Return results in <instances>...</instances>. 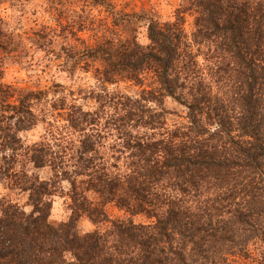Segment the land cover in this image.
<instances>
[{
	"label": "trees",
	"instance_id": "1",
	"mask_svg": "<svg viewBox=\"0 0 264 264\" xmlns=\"http://www.w3.org/2000/svg\"><path fill=\"white\" fill-rule=\"evenodd\" d=\"M92 2L108 8L111 24L100 28L93 44L82 42V50L72 49L66 56L79 58L76 69L97 63L94 75L101 78L105 92V86L126 84L137 89L139 99L129 96V91L89 92L87 97L99 105L90 112L65 98L51 103L53 111L65 112V130L85 134L82 139L78 135L80 146L71 156L77 162L71 172L64 156H57L47 144L23 148L18 136L40 122L33 107L60 85L20 91L14 104L0 106V146L3 152H12L0 157V174L21 177L22 191L37 205L33 213L25 214L20 205L0 197V264H57L60 249L76 257L66 264H232L231 257H249L250 245L264 242V66L255 63L257 57L264 59V13L255 19L249 12L255 0H227L226 9L219 0H181L174 19L161 22L145 12L117 16L105 0ZM255 8L259 12L264 4ZM186 13L194 19L190 35L183 27ZM222 13L226 14L219 17ZM145 19L150 21L146 38L153 42L148 51L138 38V25ZM72 26L76 32L86 27ZM38 34L46 38L34 33ZM117 35L127 39L120 42ZM205 47L211 63L196 68L197 78L192 69L199 65ZM233 50L241 65L237 78L243 76L249 83L231 97L222 96L214 82L236 78L231 71L234 61L229 59ZM69 94L74 96L72 91ZM167 100L181 111L168 109ZM153 102L159 112L145 106ZM233 105L241 109V116L234 115ZM108 108L112 115L105 118ZM169 123L173 127L164 129ZM129 127L149 132L133 135ZM113 132L124 146L115 149L120 154L113 155L111 167L119 168L125 151L132 163L139 162L140 170L130 181L108 179V165L97 164L104 156L95 146ZM56 134L62 139L70 136ZM114 148L109 146V151ZM89 151L97 154L88 157ZM20 152L34 168L49 167L53 176L41 181L27 172H15L12 165ZM162 152L165 157L160 159ZM65 179L72 185L71 193L60 192L59 198L69 196L73 216L58 223L66 226L53 228L46 222L53 199L40 208L33 192L57 197V186ZM85 193L96 199L89 200ZM108 205L124 217L111 219ZM136 217L146 222L137 223ZM82 218L95 226L83 237L77 230Z\"/></svg>",
	"mask_w": 264,
	"mask_h": 264
},
{
	"label": "clouds",
	"instance_id": "2",
	"mask_svg": "<svg viewBox=\"0 0 264 264\" xmlns=\"http://www.w3.org/2000/svg\"><path fill=\"white\" fill-rule=\"evenodd\" d=\"M220 7L222 9L227 8V0H219ZM255 4H264V0H255ZM255 4L252 8L249 9L250 13L255 15V19H259L260 15L264 13V8H262L259 12L256 11ZM181 6L179 3H173L172 7ZM60 7H64L60 4L52 3L50 0H30V2L17 3L13 8H8L5 5V19L8 18L9 14H13L15 18H18V22L16 19L13 20V24L15 25V31L12 32L11 39V48L13 49L11 55H5L4 59L8 66H15V69L19 71L21 76H26L30 81L39 82V80H50V81H58L61 85L66 86L65 88L59 90H50L48 95L45 97V101L39 107H44L47 111H50L51 103H58L62 98H68V91H75L76 89H83V95L87 96L89 92L99 93L101 95L111 94L114 90H117L119 85H111L105 86V89L101 87V78L98 75H94L93 71H84L82 69L74 68L79 62V58L77 59H69L66 56L65 52L61 51V47L64 46L68 50H72L74 45L72 39L67 36V34H63L62 36L57 35L60 32V28L57 27V18H56V10ZM153 11H159V5H150ZM22 9L23 11H20ZM169 13L171 12V8H169ZM79 13V7H75L72 12V19L76 18V14ZM226 13H222L219 17L224 16ZM85 16L94 15L91 12L84 13ZM151 15V13H149ZM152 20L158 19L157 16H152ZM164 19L171 20V15H166ZM35 22V23H34ZM149 20L145 19L142 24L138 25L140 31V41L139 44L143 46L145 51L150 50V46L152 45V41L147 39L145 36V32L147 30ZM44 25L49 27L45 28ZM249 27H254V21H251ZM31 29V31H30ZM8 31H11L10 29ZM33 31L36 33H42L46 38H41V35H33ZM211 36V34H209ZM112 38V37H108ZM245 38H247L245 36ZM127 39L126 36L115 37V40H119L123 42ZM222 46V45H221ZM255 47V46H253ZM262 49H264V45H262ZM229 59L234 61V67L231 69L233 73H236V78L231 79L228 83H221L220 81H215V87L219 90V95H227L231 97L234 92L240 91L242 85L247 84L249 82H245L243 76L238 77V69L241 67L238 64L237 59L234 58V50L233 52H229ZM199 65L193 66V74L199 78L198 73L196 72V68H204L209 66L211 63V54H209L207 47L204 48V52L200 54L198 57ZM255 63L257 65L264 66V59L255 58ZM47 66V67H46ZM99 67V65H97ZM63 69V70H61ZM22 70V71H21ZM209 71H212L211 67H208ZM227 70V69H226ZM259 70V69H257ZM187 75V72L185 73ZM189 79H192L190 76ZM223 78H221V81ZM258 86V85H257ZM129 96H132L133 99H139V95L134 89L133 91H129L127 93ZM180 94L179 92L177 93ZM184 94L187 95V90H184ZM191 98L189 97V100ZM69 103H75L78 107L82 108L85 112L94 111L99 105L96 103L95 99H82L80 96H76L74 98H68ZM169 104L172 106H176L172 101H169ZM147 108H150L156 112L160 111V108L157 107L156 103H148L145 105ZM234 115L239 117L242 115L241 109L238 106L233 105ZM37 115H40L39 109L37 107H33L32 109ZM118 115H123L122 112H118ZM112 115V109H106V117ZM51 119V117H48ZM147 119V116H145ZM15 123V121H12ZM184 123H188L185 121ZM102 126V122H101ZM173 125L171 123L164 126V129H171ZM219 125L212 127L211 131H217ZM161 129V131H164ZM48 125L46 123L37 122L35 127L31 132L21 133L22 137H25V144L30 145L40 140H45L49 145L53 143V140L48 137ZM98 130V129H97ZM51 131H54L51 130ZM111 131V130H109ZM129 132H133L135 135L137 132L143 134L145 132H149L148 128H141L133 130L130 127L127 129ZM187 131V129H185ZM81 139L85 134L79 133ZM107 136L108 133L105 132ZM190 139V138H189ZM62 143H66V141H62ZM114 145L115 148L113 151H109V146ZM79 141H77L76 147H79ZM124 146L123 140L116 139L115 132L112 133L107 139L103 140L102 145L97 144L95 147L99 150V154L104 156L103 160H97L98 165H108V179L119 178L121 181L128 180L130 181L136 175V173L140 170L139 162L135 164L132 163L128 159L129 153L127 151L124 152L123 158L119 161V168H112L111 164L113 163L112 157L113 155H119L120 153L115 151V149H122ZM11 150L0 153V155L8 156L11 155ZM97 153L95 151H89L87 153L88 157H93ZM165 157V153L162 152L160 154V159ZM74 163V162H73ZM156 161L153 160V164ZM16 172H20V165L17 164L15 168ZM28 177H32L35 173L39 176L41 181L49 180L53 176L51 169L45 166L42 170L33 167V164L29 162L27 164V168L25 169ZM68 171L71 172L72 168L69 167ZM38 183V182H37ZM57 198L55 199L56 207L59 208L63 203L64 205V213L62 216L54 217L47 215V223L51 225L53 228H59L61 225L66 226L65 224H53L52 220L57 221H65L67 222L73 216V208L69 207L72 205V200L69 199L68 195H64L63 201L58 197L60 192L70 194L72 185L69 183L67 179L62 180L58 184ZM9 183L5 180L4 183L0 184V193H3L5 197L11 196L12 193L8 191ZM18 192V189H16ZM88 196L89 200H95L96 197L94 194L85 193ZM33 197L39 198L38 206L43 208L47 202L52 200L53 197L46 194H41L39 192H33ZM28 201L27 206L22 207V211L25 214L33 213L34 208L37 206L32 200H29V193L25 192L20 195L18 199V203L20 205H24V202ZM160 211H165V209H160ZM39 215V213H36ZM73 232H76V229H73ZM79 235L83 237V232H80ZM254 250L251 252V256L256 258L252 261V264H257V260H259L260 264H264V260L260 259L262 255H264V245H256L255 243L251 246ZM76 257L72 254L71 251H65L64 249L59 250V258L57 260V264H66L67 261H74Z\"/></svg>",
	"mask_w": 264,
	"mask_h": 264
},
{
	"label": "rangeland",
	"instance_id": "3",
	"mask_svg": "<svg viewBox=\"0 0 264 264\" xmlns=\"http://www.w3.org/2000/svg\"><path fill=\"white\" fill-rule=\"evenodd\" d=\"M107 3H110L114 7V11L116 15L119 14L122 15L123 13H152L155 16L158 17V19L161 22H167L172 21L174 19V15L178 7H172L173 3H179L181 0H105ZM23 2H30V0H23ZM52 3L60 4L64 7H60L56 10V18H57V27L60 28V32L57 35L62 36L63 34H67L68 37L72 39L73 42V49L74 50H82V42L85 44H93L94 42V35H97V32H102L100 28L103 27L104 24L110 25L112 21V15L110 14V11L108 8L105 7V5H95L92 0H50ZM17 3H21V0H0V106H5L7 104H14L16 101V97L18 92L20 91H28V90H37V89H48L52 88L54 85H60L61 88H65L66 86L61 85L58 81H50V80H39V82L30 81L26 76H21L19 74V71L15 69V66H8L5 62V55H11L13 49L11 48V39H12V32L15 31V25L13 24V20L16 19L18 22V18H15L13 14H9L8 18L5 19V5L8 6V8H13ZM159 5V11H153L152 8H150V5ZM75 7H79V13L76 14V18L72 19V12ZM169 8H171V12L169 13ZM20 11H23L22 9H19ZM91 12L94 15L91 16H85L84 13ZM171 15L172 19L167 20L164 19L166 15ZM193 15L191 13H186L184 16V30L185 32L190 35L194 28H193ZM35 23V22H34ZM76 24L78 26L79 24H82L85 27V30L82 32H76L77 27H73L72 25ZM45 28L49 27L47 25H44ZM11 31H8V30ZM31 31V29H30ZM33 31V35H34ZM100 34V33H99ZM146 36V35H145ZM138 38L140 41V31L138 30ZM61 51L65 52L66 54L68 52H71V50L66 49L64 46L61 47ZM96 64H89L88 66H85V64L79 65L77 69H82L84 71H93L95 67H97ZM47 67V66H46ZM63 70V69H61ZM22 71V70H21ZM111 86V85H108ZM120 87L117 90H114V93L117 92H127V91H133L134 89L137 92V89L134 87H129L126 84H120ZM81 90V93L79 94L78 91ZM68 91V98H74L76 96H80L82 99H91L87 96L83 95L84 90L83 89H76L74 92V96H71ZM93 93V92H92ZM68 98H65L67 103ZM170 100H167L165 102V106L168 109H176L180 110L181 108L176 105L172 106L169 104ZM43 104V103H41ZM41 104H37L35 107L39 109V119L40 123H46L48 125V137L53 140V143L49 145L45 140L37 141L33 144L27 145L25 144V137L21 136V133H28L31 132L33 129L25 132L19 133V138L21 139V145L23 148H31L33 145H43L47 144L49 148L57 155V156H64L66 167H72L76 165L77 160L71 159V156L75 153L78 147H76L77 141H79L78 135L75 133L71 135V130H65L67 128V122L65 117V112L61 110L53 111L50 109V111H47L44 107H39ZM12 113H8V116H10ZM51 117L49 119L48 117ZM46 118V119H45ZM4 128V127H3ZM54 131H51L53 130ZM55 132V133H54ZM61 134L62 136L67 137L65 139H62L59 137L58 134ZM62 141H66V143H62ZM0 153H3V149L0 146ZM12 153V152H11ZM21 155H19L15 161H13L14 165L13 170H15L16 165H20V172L25 171L27 168V164L29 163L28 157H26L22 152H20ZM12 155V154H11ZM9 155V156H11ZM2 155H0L1 157ZM9 159V157H7ZM74 162V163H73ZM43 169V168H42ZM41 169V170H42ZM16 172V171H15ZM8 174H12L9 172ZM33 176H37L35 173ZM5 180L9 183L8 191L9 193H12L11 196L5 197L3 193H0V197H5L7 200L11 201L12 203H18V199L21 194L27 192L22 191L21 187L23 186V181L21 177L14 178L13 176L6 175L5 173L0 174V184L4 183ZM28 185V183L26 184ZM18 189V192L16 191ZM28 193V192H27ZM57 197H53V207L51 210V216L59 217L62 216L65 209L63 203L60 205L59 208L56 207L55 199ZM59 198V197H58ZM62 200L61 198H59ZM63 201V200H62ZM28 201L24 202V205H20L21 207L27 206ZM106 211L111 219L115 218H123L124 214L123 212H120L117 210L113 205H108L106 207ZM134 221L137 223H144L146 222V219L142 217H136L134 218ZM61 221L52 220L53 224H58ZM77 230L78 232H91L95 230V226L89 222L87 219L82 218L79 220L77 224ZM256 245H264V242L257 240L255 242ZM252 243V244H253ZM252 244L249 247V252L251 253L254 249L251 247ZM256 259L253 258L251 255L249 257H243V256H235L231 257L230 260L232 264H252V261ZM260 259L264 260V255L260 257ZM257 264H260L259 260H257Z\"/></svg>",
	"mask_w": 264,
	"mask_h": 264
}]
</instances>
